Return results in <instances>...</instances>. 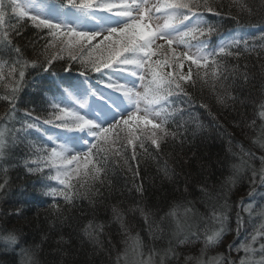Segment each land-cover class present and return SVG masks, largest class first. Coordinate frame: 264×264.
I'll return each mask as SVG.
<instances>
[{"label":"snow or ice","instance_id":"6c2138e0","mask_svg":"<svg viewBox=\"0 0 264 264\" xmlns=\"http://www.w3.org/2000/svg\"><path fill=\"white\" fill-rule=\"evenodd\" d=\"M39 3L40 0H0V60L10 69L5 77L4 65H0V78L10 79L12 84L10 94L4 97L7 111L0 117V195L7 196L13 187L10 170L21 168L25 179L34 180V189L38 187L49 198L55 220L62 222L61 200L73 207L77 198L86 200L88 208L95 212L114 195L125 197L126 192L131 193L132 206L125 209L122 207L125 201L117 200L110 207L112 215L107 224L115 223L121 233H127L130 227L127 216L139 214L147 226V241L137 233L130 237L131 243L128 239L122 242L126 250L130 248L141 258L147 253V261L141 260V264H264V203H256L257 188L264 189V123L260 135L250 138L259 155L251 147L235 152L229 141L226 158L217 157V162L227 164L231 174L218 184L211 182L214 175L209 170L213 167L211 158L198 156L196 152L191 156L187 152L173 155L172 168L167 161L158 166L161 181L172 185V200L165 204L166 211L146 204L149 189L143 181L135 179L140 176L141 157L157 159L165 147L183 151L185 145L193 144L205 128L198 109H204L211 121L223 128L218 114L208 103L197 104L194 90L198 86H207L217 104L236 112L237 117L243 115L237 106L259 104L258 115L264 121V51H261L264 31L259 33V43L256 36L223 33L222 26L205 15H224V6L216 0H159L153 7L165 19L155 26L149 22L153 17L147 15L152 11L147 7L148 0H119V3L47 0L38 7ZM241 7L248 14L255 11L248 5ZM50 16L59 20L54 22ZM160 18L155 16L156 20ZM86 24L91 27L82 26ZM25 30L35 33L27 44L22 43ZM85 46L91 51L87 60L80 61V75H107V83L99 82L122 94L129 106L127 113L107 126H101L75 108L62 106L48 95L56 87L55 81H46L44 87L48 91L36 95L33 72L37 75L49 72L53 61L62 58L52 54L50 48L67 50L70 58L77 60L72 53L86 50ZM180 47L185 50L178 51ZM185 62H188L186 73L182 71ZM29 67L32 71L26 75ZM106 70L126 74L131 82H118ZM257 82L261 85L258 98L250 91ZM29 88L33 90L29 92ZM246 89H249L247 95ZM65 92L72 97L67 89ZM75 103L83 108L87 101ZM37 105L43 107L38 110ZM237 117H233L237 128L256 124L255 119L247 124ZM45 126L87 130L91 137L87 150L77 151L58 142L46 132ZM16 149H20L19 158ZM188 151H192L191 147ZM229 154L231 161L227 160ZM113 157L125 173H131V187L126 184L117 188L109 179V160ZM245 180L251 190L246 196L234 199L242 190L238 186H243ZM14 214L20 217L23 210L17 208ZM95 220L93 215L86 226H81V240L93 246L94 255L97 249L103 250L108 253L110 264H119V254L114 262L111 258L116 245L109 240L105 247L100 238L107 224H96ZM233 231L236 236L243 234V240L229 243L211 262L202 259ZM197 245H201L200 255H186L181 261L183 252ZM41 250V244L35 241L29 244L20 229L0 226V253L18 255L20 264H41L38 256ZM64 264L76 262L65 260Z\"/></svg>","mask_w":264,"mask_h":264},{"label":"trees","instance_id":"16d2710c","mask_svg":"<svg viewBox=\"0 0 264 264\" xmlns=\"http://www.w3.org/2000/svg\"><path fill=\"white\" fill-rule=\"evenodd\" d=\"M203 2V0H201ZM217 4L223 5L222 11L224 15L221 17H213L211 14L205 13V15L211 19L214 23H219L222 26L221 31L225 34L234 31L236 29H248V28H259L260 31H264V0H216ZM242 5L251 6L255 11L253 14H248L246 9H242ZM229 13L231 15H229ZM235 16L236 19L231 17ZM239 21V23L237 22ZM55 22V21H54ZM35 36L34 31L25 30L24 39L22 43L27 44L30 39ZM256 43H259L258 35ZM215 39V37H213ZM19 42V41H18ZM43 44V41H39ZM79 50L77 49L72 53L78 57L77 60H72L67 50L61 52L58 48H50V52L54 55H59L62 58L57 61H53V69L49 72H39L37 75L33 72V78L35 81V87L37 88L36 95L42 96L44 92L48 91L44 84L46 81H55L56 87L53 91L48 92V95L59 102V97L65 89L68 92L77 84L78 81H84L85 84L92 88L93 84L105 87L104 84L100 83V80L106 82V76L100 73H92L91 75L82 76L80 75L81 60H87L90 49ZM31 51V49H29ZM261 51H264L262 49ZM95 55V53L93 54ZM26 58H28L26 56ZM252 59L255 60V54ZM243 63V61H242ZM0 65H4L3 73L7 76L9 67L4 64L3 60H0ZM193 70L196 71L193 65ZM251 67V63H249ZM65 68H70V71H64ZM32 71L29 67L27 72ZM55 75H52V72ZM110 70H106L108 73ZM201 74L203 70H200ZM31 79V77H29ZM12 84L10 79L0 78V117H3L7 111V102L4 97L10 94ZM33 89L29 88L31 92ZM249 89L245 90V95L248 94ZM251 95L257 98L261 95V85L257 82L256 87L250 89ZM194 96L196 97L197 104L200 102L208 103L212 110L218 114L220 124L223 128L216 125L215 122L211 121V117L207 115L204 109H198L201 114V119L204 121L205 128L198 135V138L193 142L192 145H185L183 151L180 148H169L165 147L164 151L157 157V159H149L147 157H141L139 160L140 176L135 179L137 182L143 181L145 186L149 189L146 195V204L155 207L163 208L165 211V204L172 200L170 195L172 191V185L167 181H161L160 176L157 172L158 166H163L167 161L168 167H174L173 155H183V152H187L188 156L192 155V152H196L197 155H203L204 157H210L213 167L209 170L214 173L212 176V183H219L226 180L231 174L230 168L227 164H220L217 162V157L221 160L226 158L227 149L229 147V141L233 151L240 152L243 148L247 150L252 148L259 155L258 150L252 146L251 139H256L260 135L261 124L264 123L259 118V104L249 106L238 107V110L243 115L237 117L236 112H230L228 109L223 108L217 104L215 97L208 90L207 86L201 88L197 87L194 90ZM27 97L26 99H30ZM60 103V102H59ZM62 106L63 104L60 103ZM43 106L37 105L38 110ZM83 115V114H82ZM233 117L237 119L245 120L247 124H251V120L255 119L256 124L252 127L245 126L243 129L235 126ZM120 117L116 118L119 119ZM109 124V123H108ZM107 124V125H108ZM106 125V126H107ZM2 127V124H0ZM53 127V126H51ZM56 128V127H54ZM65 132H86L84 131H68L65 129L56 128ZM251 138V139H250ZM191 147L192 151H188ZM19 158L20 149H16ZM131 149H128L130 154ZM137 155L140 156V150H137ZM227 160L231 161L232 157L227 155ZM122 164V161L120 162ZM133 165L136 161L131 162ZM22 164V161H21ZM91 167V166H90ZM179 171V169H177ZM109 179L117 188H124L127 184L131 187L130 181L132 180L131 173H125L124 169L115 163V158L109 160L108 166ZM10 178L13 181V187L9 191L7 196L0 195V226L7 225L9 228H16L21 230V234L28 240L29 244L35 241L37 244H41V252L38 254L41 264H64L65 260H73L76 264H110L109 255L103 250L97 249L96 254H93V246L85 243L80 238L81 226H86L88 221L95 215L96 220L94 223H106L111 220L110 207L116 203L117 200H124L122 207L127 209L133 204V196L131 193H127L125 197H120L118 194L114 195L111 199L107 200L104 205L98 207L95 212L90 210L87 205V201L77 198L74 201L75 207L72 205L65 204L62 200L59 201L62 210L64 211V219L62 222H57L50 212V200L43 196L38 187L34 189V180L25 179V173L21 168L11 169ZM77 177L73 178V182H76ZM55 183V182H53ZM241 191L237 192L234 199H239L240 196H246L251 190V185L245 180ZM83 191V189H81ZM23 193V194H22ZM21 201H27V203H19ZM17 208L23 210V215L17 217L14 212ZM203 209H201L202 211ZM7 213V215H4ZM130 227L127 233H121L118 229V225L115 223L107 224L104 229L103 235L100 237L104 242L105 247H108V241L111 240L112 244L116 245V250L111 252V258L114 262L117 255L119 254V264H123L124 260L128 256H134L137 260L147 261V253L141 258L134 253L130 248L125 249L123 240L128 239L131 243L130 237H135L139 233L146 241L147 237V226L144 224L143 219L139 214H129L127 216ZM234 227V223H233ZM229 232L226 234H233ZM42 242V243H41ZM201 245L193 247L190 251L185 250L181 256L183 261L184 256L192 255L198 257L200 255L199 248ZM223 246L209 249L203 260L211 262L214 257H217L219 253L224 252ZM70 254V255H69ZM0 264H20V258L18 255L15 257L11 252L0 253Z\"/></svg>","mask_w":264,"mask_h":264},{"label":"rangeland","instance_id":"374dc122","mask_svg":"<svg viewBox=\"0 0 264 264\" xmlns=\"http://www.w3.org/2000/svg\"><path fill=\"white\" fill-rule=\"evenodd\" d=\"M47 0H40L38 7H42ZM114 2L119 3V0H114ZM159 0H148L147 7L151 8L152 11L148 13V16L153 17L149 22L155 26L157 23L162 24L164 22L165 17L161 13H156L154 5H157ZM155 16H160L159 20L155 19ZM55 22L59 20L56 16H50ZM71 22V21H66ZM85 28L91 27V25H82ZM229 33H240L246 36H254L260 33L259 28H248V29H236ZM157 43H162L161 41H157ZM175 47V45H174ZM183 47H180L178 51H184ZM195 51V49H192ZM188 67V62H185V68L182 70L186 73ZM165 71H171V69H165ZM108 75H112L113 79H116L118 82H131V78L126 74L113 73L112 71L108 72ZM106 82L107 76H106ZM143 90L142 88L140 89ZM72 94V97H69L67 92H62L59 97V102L63 105H66L71 108H75L81 114L85 115L89 119H93L96 123L101 126H106L108 123L112 122L114 119L120 117L121 114L127 113L129 111V106L127 102L124 100L122 94L115 92L112 89L99 86L97 84H93L92 88H89L84 81H78L76 85L71 88L69 91ZM74 98V99H73ZM76 100L80 102L87 101L83 108H80L78 104L75 103ZM143 127V126H141ZM150 127V126H149ZM45 130L48 134L54 136L58 142H63L66 145L74 148L77 151L87 150V142L91 140V137L87 135L86 132H65L63 130L56 129L51 126H45ZM91 165H89L90 167ZM73 168L75 165L72 166ZM81 168H84L83 163L81 164ZM75 178V176H74ZM264 194V189L257 188V196L256 203H264L261 201V195ZM244 238L243 234L240 236H236L235 232L231 235L225 236L221 246L224 249L227 247L229 243L236 241L239 243ZM241 253L240 255H242ZM236 253H233L235 256ZM134 256H128L126 260H124L123 264H141V260H137V258H133Z\"/></svg>","mask_w":264,"mask_h":264}]
</instances>
